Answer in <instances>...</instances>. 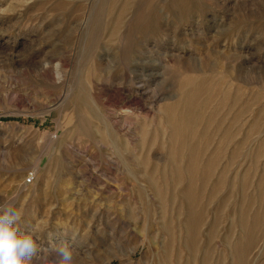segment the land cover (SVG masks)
Listing matches in <instances>:
<instances>
[{"label":"rangeland","instance_id":"374dc122","mask_svg":"<svg viewBox=\"0 0 264 264\" xmlns=\"http://www.w3.org/2000/svg\"><path fill=\"white\" fill-rule=\"evenodd\" d=\"M0 201L31 264H264V0H0Z\"/></svg>","mask_w":264,"mask_h":264},{"label":"clouds","instance_id":"9594fccd","mask_svg":"<svg viewBox=\"0 0 264 264\" xmlns=\"http://www.w3.org/2000/svg\"><path fill=\"white\" fill-rule=\"evenodd\" d=\"M22 217L14 201H0V264H31L40 251V228L34 225L29 232H21ZM55 252L52 264H78L77 250L69 244H61Z\"/></svg>","mask_w":264,"mask_h":264},{"label":"built area","instance_id":"2783aa9c","mask_svg":"<svg viewBox=\"0 0 264 264\" xmlns=\"http://www.w3.org/2000/svg\"><path fill=\"white\" fill-rule=\"evenodd\" d=\"M36 174L34 171H30L26 174L25 178H24V184L25 185H31L34 183Z\"/></svg>","mask_w":264,"mask_h":264}]
</instances>
